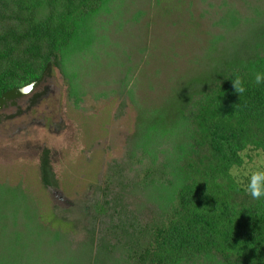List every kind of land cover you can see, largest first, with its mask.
I'll return each mask as SVG.
<instances>
[{
    "label": "trees",
    "instance_id": "trees-1",
    "mask_svg": "<svg viewBox=\"0 0 264 264\" xmlns=\"http://www.w3.org/2000/svg\"><path fill=\"white\" fill-rule=\"evenodd\" d=\"M49 62L76 106L129 98L135 130L79 241L3 185L18 201L0 212V264H264V198L228 175L239 148L264 149V0H0V96Z\"/></svg>",
    "mask_w": 264,
    "mask_h": 264
},
{
    "label": "rangeland",
    "instance_id": "rangeland-1",
    "mask_svg": "<svg viewBox=\"0 0 264 264\" xmlns=\"http://www.w3.org/2000/svg\"><path fill=\"white\" fill-rule=\"evenodd\" d=\"M111 23L107 24L110 30ZM159 31L151 29L153 39H160ZM113 35L120 39L121 34ZM48 78L52 94L44 115L31 121L20 114L0 126V212H6L9 221L11 203L18 201L15 190L11 189L10 194L3 185H19L36 205L43 219L41 224L53 223L54 229L61 226L63 231L72 230L73 240L79 241L89 222V204L96 197L97 187L104 185L110 168L126 164L128 139L135 130L137 112L129 98L121 104L117 95L104 98L91 92L76 106L68 98L58 69L54 68ZM42 111L41 105L38 113ZM45 149L56 183L50 187H44L41 181ZM53 219L59 221L55 223ZM3 240L11 243V232L2 234L0 242Z\"/></svg>",
    "mask_w": 264,
    "mask_h": 264
},
{
    "label": "clouds",
    "instance_id": "clouds-1",
    "mask_svg": "<svg viewBox=\"0 0 264 264\" xmlns=\"http://www.w3.org/2000/svg\"><path fill=\"white\" fill-rule=\"evenodd\" d=\"M255 84L264 83V73L257 72ZM234 90L242 95L246 88L243 80L235 76L232 80ZM239 163H233L228 169V175L237 185H244L246 193L254 200L264 198V149L252 144H245L237 150ZM246 181V183H245Z\"/></svg>",
    "mask_w": 264,
    "mask_h": 264
},
{
    "label": "flooded vegetation",
    "instance_id": "flooded-vegetation-1",
    "mask_svg": "<svg viewBox=\"0 0 264 264\" xmlns=\"http://www.w3.org/2000/svg\"><path fill=\"white\" fill-rule=\"evenodd\" d=\"M51 80V79H50ZM49 78L45 77L36 87L35 89L27 96L20 98L16 106H9L8 108L1 109L0 110V126H4L6 124V121L9 120L7 116H12L16 114L19 110L23 111L21 113V117L27 116L31 121L36 120L35 116L38 115H44V110L48 107V99L52 94V88L49 84ZM52 83V81H50ZM41 94L40 97L36 98V101L33 105V107L30 110H27V106L30 103L31 98L33 95ZM42 105V112L41 114L38 113V108ZM19 107V108H17ZM19 116V115H18ZM17 116H14L10 119H13ZM34 117V118H33ZM46 127V125L44 124Z\"/></svg>",
    "mask_w": 264,
    "mask_h": 264
},
{
    "label": "water",
    "instance_id": "water-1",
    "mask_svg": "<svg viewBox=\"0 0 264 264\" xmlns=\"http://www.w3.org/2000/svg\"><path fill=\"white\" fill-rule=\"evenodd\" d=\"M51 71H52L51 63L49 62V63H47L45 69L43 70V72H42V74L38 80L33 81V82H31L27 85H24L22 87L12 88L11 90H8L5 93H3L0 96V110L8 108L9 106H16L17 101L20 98L29 95L45 77H51ZM40 96H41V94L33 95V97L30 100L29 105L27 106V110H30L33 107V105L36 101V98H38ZM17 108H19V107H17ZM21 113H23V111L19 110L16 114H14L12 116L11 115L7 116V118L10 119L14 116L20 115Z\"/></svg>",
    "mask_w": 264,
    "mask_h": 264
}]
</instances>
